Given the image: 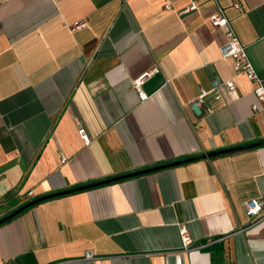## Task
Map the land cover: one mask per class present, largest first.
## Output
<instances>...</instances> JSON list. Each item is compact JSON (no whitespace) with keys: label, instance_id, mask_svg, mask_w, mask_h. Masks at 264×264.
I'll list each match as a JSON object with an SVG mask.
<instances>
[{"label":"crops","instance_id":"1","mask_svg":"<svg viewBox=\"0 0 264 264\" xmlns=\"http://www.w3.org/2000/svg\"><path fill=\"white\" fill-rule=\"evenodd\" d=\"M217 1L264 76V0ZM189 2L0 1V219L138 172L2 222L0 264H264V143L201 157L264 140V106Z\"/></svg>","mask_w":264,"mask_h":264},{"label":"built area","instance_id":"2","mask_svg":"<svg viewBox=\"0 0 264 264\" xmlns=\"http://www.w3.org/2000/svg\"><path fill=\"white\" fill-rule=\"evenodd\" d=\"M4 1V0H0ZM204 0H190L188 5L185 8V11H193L197 7V3ZM215 4L214 12L209 17V23L214 28H222L224 31V35L226 38V42L223 46L220 47V55L222 58L230 59L232 61L233 70L237 74L244 75L248 80H250L254 84L253 92L260 102L262 106H264V76H262L252 65L250 59L247 56L245 51V47L241 44L237 33L235 32L233 26L231 25L229 19L226 17L224 13L223 7L218 3L217 0H212ZM168 6V5H166ZM235 8H239V4H234ZM84 25V21L80 20L73 24L72 29L81 28ZM153 72H147L136 78L132 81L133 88L137 91V94L141 100H145L147 98L146 93L142 90V85L145 80L152 74ZM219 85H227L229 88H233L232 81H225L220 83H215V85L210 89L213 90ZM207 89H200L197 97L193 101V104L199 105L202 103L204 96L210 91ZM253 110L256 111L257 107L253 105ZM79 135L83 139V141L88 142V137L83 129L78 130ZM62 161H65V157H61ZM244 207L246 213L250 217L256 216L261 210V204L258 199H250L244 202ZM181 239L185 246L190 244L191 238L186 232V230H181ZM85 259H94L95 255L92 251H86L84 253Z\"/></svg>","mask_w":264,"mask_h":264},{"label":"water","instance_id":"3","mask_svg":"<svg viewBox=\"0 0 264 264\" xmlns=\"http://www.w3.org/2000/svg\"><path fill=\"white\" fill-rule=\"evenodd\" d=\"M193 109L195 110L196 113H200L201 112V109L197 105H194ZM261 143H264V140L257 141V142H254V143L245 144V145H241V146L227 148V149H224V150H221V151H217V152H210V153H207L205 155H202L201 157H209V156H212V155H215V154H220V153H223V152H231V151H235V150H240V149L251 147V146H255V145H258V144H261ZM186 160H190V159H186ZM140 172H143V171H140ZM136 173H138V172H136ZM136 173H132V174H129V175H133V174H136ZM108 181L109 180H105V181H101V182H98V183L84 185V186H81V187H78V188H75V189H70V190H66V191H62V192H57V193L45 195L43 197H39V198H37V199H35L33 201H30V202L26 203L25 205H22L21 207H19L18 209H16L12 213H9L8 215L2 217L0 219V224L2 222H4V221L8 220L12 216L16 215L17 213L21 212L23 209H25V208H27V207H29V206H31V205L43 200V199L51 198V197H54V196H58V195H61V194H64V193L71 192L73 190H79V189L88 188V187L95 186L97 184L108 182Z\"/></svg>","mask_w":264,"mask_h":264},{"label":"trees","instance_id":"4","mask_svg":"<svg viewBox=\"0 0 264 264\" xmlns=\"http://www.w3.org/2000/svg\"><path fill=\"white\" fill-rule=\"evenodd\" d=\"M128 176H130L129 174H127V175H122V176H119V177H114V178H112V179H109V181H114V180H117V179H120V178H125V177H128ZM108 181V182H109ZM73 191H75V190H73Z\"/></svg>","mask_w":264,"mask_h":264}]
</instances>
